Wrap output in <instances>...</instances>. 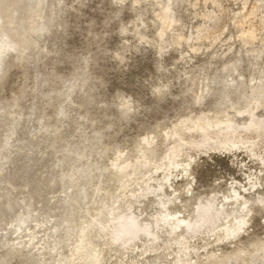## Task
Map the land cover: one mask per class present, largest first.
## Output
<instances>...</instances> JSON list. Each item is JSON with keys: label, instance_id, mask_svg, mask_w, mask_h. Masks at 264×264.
I'll list each match as a JSON object with an SVG mask.
<instances>
[{"label": "rangeland", "instance_id": "374dc122", "mask_svg": "<svg viewBox=\"0 0 264 264\" xmlns=\"http://www.w3.org/2000/svg\"><path fill=\"white\" fill-rule=\"evenodd\" d=\"M0 264H264V0H0Z\"/></svg>", "mask_w": 264, "mask_h": 264}]
</instances>
